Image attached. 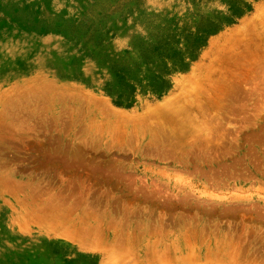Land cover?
<instances>
[{
  "label": "rangeland",
  "instance_id": "obj_1",
  "mask_svg": "<svg viewBox=\"0 0 264 264\" xmlns=\"http://www.w3.org/2000/svg\"><path fill=\"white\" fill-rule=\"evenodd\" d=\"M0 264H264V0H0Z\"/></svg>",
  "mask_w": 264,
  "mask_h": 264
}]
</instances>
